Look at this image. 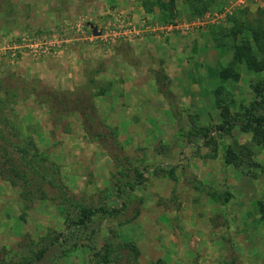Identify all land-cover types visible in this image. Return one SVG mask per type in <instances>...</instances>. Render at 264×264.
Returning a JSON list of instances; mask_svg holds the SVG:
<instances>
[{
  "label": "rangeland",
  "instance_id": "374dc122",
  "mask_svg": "<svg viewBox=\"0 0 264 264\" xmlns=\"http://www.w3.org/2000/svg\"><path fill=\"white\" fill-rule=\"evenodd\" d=\"M229 1L137 0L143 10L137 22L188 26L170 34L182 39L173 43L179 54L171 60L181 72L165 75L164 54L151 70L166 103L156 112H168L157 123L147 116L146 122L126 123L114 107L102 122L92 93L49 90L16 76L19 65L0 62V80L16 94L5 114L15 135L57 167L71 204L97 211L83 227L72 226L78 212L58 195L27 203L18 183L0 176V264H103L107 252L111 259L118 254L120 264H229L233 258L264 264V148L240 127L249 113L264 117V67L232 66L243 40L264 60L247 30L258 27L264 47V2L215 19ZM14 3L0 0L1 24L12 18ZM159 33L143 36L167 38ZM228 68L235 75L220 79ZM26 85L47 100L48 118L25 117L18 99ZM75 112L80 127L71 123ZM223 119L231 124L220 130ZM228 150L245 153L238 166L224 164ZM113 154L127 156L132 167H122ZM119 243L131 248L119 249Z\"/></svg>",
  "mask_w": 264,
  "mask_h": 264
},
{
  "label": "crops",
  "instance_id": "0c3cea01",
  "mask_svg": "<svg viewBox=\"0 0 264 264\" xmlns=\"http://www.w3.org/2000/svg\"><path fill=\"white\" fill-rule=\"evenodd\" d=\"M117 11L131 15L135 20L143 12L137 0H15L12 18L0 23V40L9 39L23 30L51 29L64 20L82 22L95 33L96 26ZM178 38L168 35L155 40L151 36H143L132 42L119 43L109 51L80 43L61 55L39 59L26 57L17 63L19 66L14 72L30 81L39 80L49 90L77 95L92 93V102L97 113L102 114V122L107 120L110 108L114 107L123 112L126 123L146 122L147 117H154L153 123H157L159 118L167 117L168 112H156L166 103L158 94L151 70L159 65L156 62L164 54L168 61L162 64L165 75L171 78L174 69L181 72L171 61L179 54L173 51V43ZM176 61L180 63L182 59ZM38 92L36 86L26 85L18 99V106L24 110L25 117L37 119L35 122L49 115L47 100L40 99ZM79 114L75 112L71 123L80 127ZM26 122L30 121L25 119ZM44 134L45 138L50 137L49 131H44Z\"/></svg>",
  "mask_w": 264,
  "mask_h": 264
},
{
  "label": "trees",
  "instance_id": "16d2710c",
  "mask_svg": "<svg viewBox=\"0 0 264 264\" xmlns=\"http://www.w3.org/2000/svg\"><path fill=\"white\" fill-rule=\"evenodd\" d=\"M247 30L253 37L255 48L264 54L263 44L260 43L262 37L258 27L250 26ZM237 64H245L248 69L260 71L264 67V60L259 61L255 56L249 41L243 40L240 46L237 47L236 51L234 52L232 66ZM233 75L235 74L232 68H228L220 73V79L227 80ZM256 91L260 92L259 89H256ZM11 98H16V94L10 91L9 87H4L3 81L0 80V176L4 178H10L18 183L23 192V200L27 201V203L32 202L33 200H54L51 194L55 196L58 195L60 200L68 203L70 207L78 212L77 221L72 222V226L78 228L83 227L89 222L92 214L96 213L97 211H94L93 213V211L87 208L84 203L71 204L69 201L70 197L68 195V191L59 180L57 167H55L53 164L47 165V160H45L44 157L39 156L35 150L32 151L33 146H30L31 143L29 141L20 140L15 135L17 134L15 131V126L11 125L5 117L6 112L9 111L8 100ZM76 106L77 104H75V107ZM219 108L223 109L222 107ZM65 110L66 109L64 108V111ZM229 123L230 121L223 119V124L218 128L220 130H224V128H226ZM240 127L244 132H251L253 135V141L264 148V117L249 113L246 115L245 123L241 124ZM229 131L230 128H227L226 132ZM244 151L248 157L251 156L248 149H244ZM245 153L237 155L231 150H228L224 157V164L238 166L239 156H242ZM113 155V160H119V162L122 164V167L127 166L128 170L130 167H132L127 156L122 155L118 157L117 154ZM136 172L137 171L134 173ZM102 212L107 213L106 211ZM137 215L138 211L132 215V218H136ZM118 246L119 249H124L126 247L131 248V246H128V244L124 243H119ZM45 250L46 249L40 251V253L36 255L37 260L42 258L46 252ZM133 251L137 255L135 248ZM120 262L121 257L118 254L113 259H111L108 257V252L103 259V264H120ZM229 264H238V262L235 258H233Z\"/></svg>",
  "mask_w": 264,
  "mask_h": 264
},
{
  "label": "built area",
  "instance_id": "2783aa9c",
  "mask_svg": "<svg viewBox=\"0 0 264 264\" xmlns=\"http://www.w3.org/2000/svg\"><path fill=\"white\" fill-rule=\"evenodd\" d=\"M262 2L264 0H230L223 13L215 14V19H221L225 13L231 14L237 7H247ZM208 17L210 14L206 15L205 19ZM95 29V33H92L82 22L64 20L51 29L31 30L14 35L0 42V62L4 61L11 66H16L26 57L39 59L61 55L65 51L76 48L80 43L90 45L97 50L109 51L119 43L132 42L148 33L160 35L159 32H164L163 34L168 36L175 29L187 30L188 26L165 25L159 29L151 28L145 21L137 22L131 15L114 12Z\"/></svg>",
  "mask_w": 264,
  "mask_h": 264
}]
</instances>
